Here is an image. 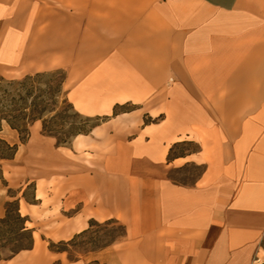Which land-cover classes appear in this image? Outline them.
<instances>
[{
  "label": "crops",
  "instance_id": "1",
  "mask_svg": "<svg viewBox=\"0 0 264 264\" xmlns=\"http://www.w3.org/2000/svg\"><path fill=\"white\" fill-rule=\"evenodd\" d=\"M51 72L78 114L104 121L55 152L40 122L26 144L4 131L18 153L30 145L26 165L53 156L56 175L26 182L30 202L10 197L34 244L0 264H255L264 0H0V80ZM191 166L194 181L172 176ZM108 220L121 241L76 259L49 249Z\"/></svg>",
  "mask_w": 264,
  "mask_h": 264
},
{
  "label": "rangeland",
  "instance_id": "2",
  "mask_svg": "<svg viewBox=\"0 0 264 264\" xmlns=\"http://www.w3.org/2000/svg\"><path fill=\"white\" fill-rule=\"evenodd\" d=\"M63 76L62 72L50 73L29 81L25 86L18 83L22 82L26 76L5 81L7 83L16 82L10 89L17 107L22 106V100L25 99L26 105L29 108L35 103L39 108L46 109L44 116L47 118L48 127L60 138L69 137L77 131H87L91 126V123H86L85 118L76 114L72 109L65 90L61 88ZM37 136L42 140L39 143V147L46 148L50 146L52 152H55L56 140L50 141L49 139L42 138L41 132H37ZM5 137L9 140L13 139V135L10 134H5ZM27 151L30 152V145L22 146L13 161L1 162L4 180L0 181V216L6 211L7 202L16 201V199L11 200L10 197L18 196L22 198L23 194H25L28 200L31 201L33 199L34 184L30 182L25 186L27 181H34L39 178L46 180L50 177L55 180L56 165L54 157L49 154L48 158L41 160L40 155L34 154L29 164L26 165ZM67 153L72 157V153ZM201 172V168L191 166L183 171L173 173L172 176L181 181L192 182ZM26 226L28 227L27 224ZM122 232L123 228L121 224H101L100 226L92 227L86 234L77 238L70 245L66 247L60 246L59 248L66 250L65 253L68 258L76 259L110 244L114 239H118L116 242L121 241L122 238L119 237ZM19 244L25 246L27 245V241L23 239L21 243L6 240L3 243L1 242L0 246H5L2 249L3 255L1 259H8L11 256L9 250L16 249L19 247ZM255 264H264V238L261 243L260 256L256 259Z\"/></svg>",
  "mask_w": 264,
  "mask_h": 264
},
{
  "label": "trees",
  "instance_id": "3",
  "mask_svg": "<svg viewBox=\"0 0 264 264\" xmlns=\"http://www.w3.org/2000/svg\"><path fill=\"white\" fill-rule=\"evenodd\" d=\"M54 73V72H51ZM63 73V72H62ZM50 73H41L35 75H28L22 82L18 84L25 86L29 81L34 80L35 78L43 77ZM64 74V73H63ZM66 79V75L64 74L63 79L61 81V88L64 90V82ZM6 79L0 80V181L4 180L3 177V169L2 163L3 161H13L18 153L19 145L10 143L4 137V131L9 129L11 131H15L18 136L21 144H26L30 137V128L37 122L42 124V133L45 136L52 137L56 140V145L58 147L61 146H69L71 145L72 141L79 135H88L92 132V130L100 125L104 119L101 118H87L78 114L73 106L71 105L72 109L78 114L79 116L85 118L86 123H91V126L87 131H77L74 134H71L69 137L60 138L57 134H55L49 127L47 118H45L44 113L46 112L45 108H39L37 104H32L31 108L27 107L25 99L22 100V106L17 107L16 101L11 94V87L16 82H5ZM5 83V85H4ZM7 186V185H6ZM23 198L30 202L27 199L25 194H23ZM5 215L0 217V243L6 241H14L17 243H21L22 240L27 241V245L19 244V247L16 249H10V257L8 259H1L3 252L2 249L5 247L4 245L0 246V261L9 260L15 257L22 251L32 249L34 244V237L33 231L29 229L26 224L28 222V218L22 216L20 213L19 208V201L16 200L14 202H7L5 207ZM118 223L116 220H108L104 223H98L96 221H90V228L87 231L82 232L79 235H76L72 240L68 242H59L49 243V249L55 252H65L66 250L60 249V246H68L72 242H74L80 236L86 234L92 227L100 226L101 224L104 225H111ZM119 224V223H118ZM123 228V232L119 238H124L127 235V229L125 226L121 225ZM7 231H6V230ZM20 239V240H19ZM118 239H114L110 244L100 247L93 251H98L112 244L116 243Z\"/></svg>",
  "mask_w": 264,
  "mask_h": 264
},
{
  "label": "bare ground",
  "instance_id": "4",
  "mask_svg": "<svg viewBox=\"0 0 264 264\" xmlns=\"http://www.w3.org/2000/svg\"><path fill=\"white\" fill-rule=\"evenodd\" d=\"M80 136V135H79ZM79 136H77V137H79ZM77 145H78V147H83L84 146V143L83 142H78L77 143ZM24 213V209H23V211H22V214Z\"/></svg>",
  "mask_w": 264,
  "mask_h": 264
}]
</instances>
